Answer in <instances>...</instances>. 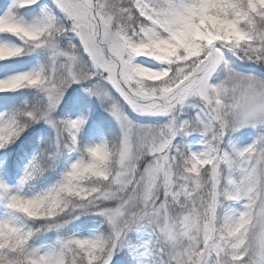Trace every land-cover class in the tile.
Here are the masks:
<instances>
[{
	"label": "snow or ice",
	"instance_id": "1",
	"mask_svg": "<svg viewBox=\"0 0 264 264\" xmlns=\"http://www.w3.org/2000/svg\"><path fill=\"white\" fill-rule=\"evenodd\" d=\"M0 264H264V0H2Z\"/></svg>",
	"mask_w": 264,
	"mask_h": 264
}]
</instances>
